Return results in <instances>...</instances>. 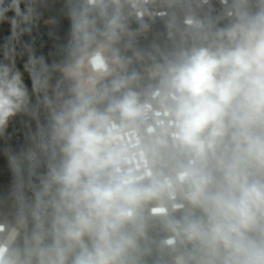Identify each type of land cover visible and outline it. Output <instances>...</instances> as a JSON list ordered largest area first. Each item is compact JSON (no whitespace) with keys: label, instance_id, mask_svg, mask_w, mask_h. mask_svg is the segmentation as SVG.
I'll return each instance as SVG.
<instances>
[{"label":"clouds","instance_id":"clouds-1","mask_svg":"<svg viewBox=\"0 0 264 264\" xmlns=\"http://www.w3.org/2000/svg\"><path fill=\"white\" fill-rule=\"evenodd\" d=\"M0 156V264H264V0H0Z\"/></svg>","mask_w":264,"mask_h":264},{"label":"trees","instance_id":"trees-1","mask_svg":"<svg viewBox=\"0 0 264 264\" xmlns=\"http://www.w3.org/2000/svg\"><path fill=\"white\" fill-rule=\"evenodd\" d=\"M49 51H54V50H52V49H48V48L45 49V53H46V54H47ZM25 79H26V82H28V81H27V76H26V75H25ZM22 135H23V133L18 134L16 137L13 138V140L16 139V138H18V137H20V136H22ZM29 147H31L30 142H29V144H28V148H29ZM28 148H27V149H28ZM24 152H25V151H24ZM24 152H19V153H17V154H22V153H24ZM9 181H10V175H9L8 170H7V167H6V160L4 159V160L0 163V196H2V195H6V194H7V192H8Z\"/></svg>","mask_w":264,"mask_h":264},{"label":"water","instance_id":"water-1","mask_svg":"<svg viewBox=\"0 0 264 264\" xmlns=\"http://www.w3.org/2000/svg\"><path fill=\"white\" fill-rule=\"evenodd\" d=\"M12 148L15 153L24 152L28 148L29 141L26 139L25 135L14 139L12 142ZM4 160L2 156H0V163Z\"/></svg>","mask_w":264,"mask_h":264}]
</instances>
